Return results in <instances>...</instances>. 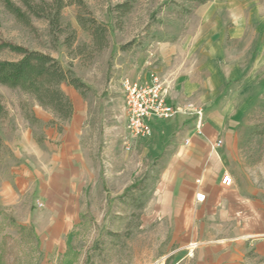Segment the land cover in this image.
<instances>
[{
	"label": "rangeland",
	"instance_id": "374dc122",
	"mask_svg": "<svg viewBox=\"0 0 264 264\" xmlns=\"http://www.w3.org/2000/svg\"><path fill=\"white\" fill-rule=\"evenodd\" d=\"M63 1L54 24L44 15H54L53 0H33L45 9L28 12L29 23L0 1L4 38L49 53L88 85L83 95L61 85L76 90L80 105L48 126L49 109L0 84L8 112L0 118V264H164L153 223L139 229L137 220L150 210L160 163L144 152L145 137L124 145L121 82L146 80L150 71L166 79L175 107L193 105L177 112L187 116L202 106L172 100L170 90L229 85L244 93L233 172L264 203V0ZM24 105L42 122L26 118ZM249 259L264 264L259 252Z\"/></svg>",
	"mask_w": 264,
	"mask_h": 264
},
{
	"label": "crops",
	"instance_id": "0c3cea01",
	"mask_svg": "<svg viewBox=\"0 0 264 264\" xmlns=\"http://www.w3.org/2000/svg\"><path fill=\"white\" fill-rule=\"evenodd\" d=\"M227 87L216 92L204 85L203 95L193 85L170 90L172 100L202 106L201 128L195 129V116L177 113L152 120L150 134L140 142L160 168L145 208L150 210L137 215L138 227L153 223L155 235L161 237L164 264L172 258V264H251L252 250L264 254V203L238 183L233 172L236 127L245 96ZM67 95L74 115L80 105L78 94L71 89ZM36 116L40 122L44 119L37 112ZM75 127L72 122L70 132ZM76 144L74 139L67 142L70 148ZM224 172L232 175L231 185L221 183ZM199 191L205 193L202 202L195 200ZM196 241L188 253L187 245Z\"/></svg>",
	"mask_w": 264,
	"mask_h": 264
},
{
	"label": "trees",
	"instance_id": "16d2710c",
	"mask_svg": "<svg viewBox=\"0 0 264 264\" xmlns=\"http://www.w3.org/2000/svg\"><path fill=\"white\" fill-rule=\"evenodd\" d=\"M0 1H2L8 11L27 23H29L28 12L39 16L43 15L42 13L45 9L42 5L34 4L33 0H20L23 6L26 7L24 11L13 0ZM196 1L203 2L204 0ZM77 2L82 3V0H77ZM45 3V1H42L43 5ZM64 5L65 2L63 0H53L50 4L54 15L51 16L48 13L44 15L50 20L51 24L57 23L60 9ZM125 5L122 4L121 6ZM10 52L17 57L10 60L2 58V54ZM63 83L73 86L82 95L88 86L71 69L64 68L49 53L20 45L11 39L8 40L4 38L0 30V84L9 88H17L19 91L29 94L38 105L49 109L53 114V118L46 123L48 126L56 125L57 120L62 122L69 120L74 112V106L69 96L61 88ZM25 113L26 118L30 121H39L27 112L26 106ZM7 114L6 106L0 99V118L5 117ZM58 130H61V126L58 127ZM132 188L129 187V190Z\"/></svg>",
	"mask_w": 264,
	"mask_h": 264
},
{
	"label": "built area",
	"instance_id": "2783aa9c",
	"mask_svg": "<svg viewBox=\"0 0 264 264\" xmlns=\"http://www.w3.org/2000/svg\"><path fill=\"white\" fill-rule=\"evenodd\" d=\"M123 103L126 112L125 130L127 139L124 141L125 148L130 149V140L133 138L147 137L151 131L152 120H162L174 117L177 112L190 111L193 105L175 107L168 101V89L166 79L157 72L150 71L146 80L129 79L125 77L122 82ZM195 129L199 130L203 124V108H195ZM221 143L217 140L215 144ZM232 175L224 172L221 183L231 185ZM205 199V193L199 191L195 195L197 202Z\"/></svg>",
	"mask_w": 264,
	"mask_h": 264
}]
</instances>
